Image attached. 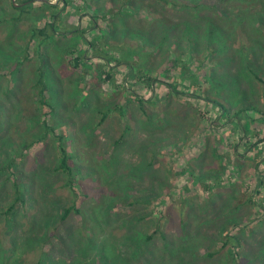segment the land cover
<instances>
[{"label": "rangeland", "instance_id": "rangeland-1", "mask_svg": "<svg viewBox=\"0 0 264 264\" xmlns=\"http://www.w3.org/2000/svg\"><path fill=\"white\" fill-rule=\"evenodd\" d=\"M43 2L0 0V264H264V0Z\"/></svg>", "mask_w": 264, "mask_h": 264}, {"label": "trees", "instance_id": "trees-1", "mask_svg": "<svg viewBox=\"0 0 264 264\" xmlns=\"http://www.w3.org/2000/svg\"><path fill=\"white\" fill-rule=\"evenodd\" d=\"M33 1V0H32ZM43 1H50V0H39V2L42 4V5H44V6H47V7H52V6H48V2H43ZM62 1V0H61ZM28 3L29 2H31V1H27ZM63 3V2H62ZM65 7V6H64ZM53 8V7H52ZM66 8V7H65ZM64 8V9H65ZM21 11L22 10H24L23 8H19ZM58 15V14H57ZM57 15H55V16H53L52 17V19L54 20V19H56L55 20V23L53 24V23H50L49 24V27H51V29L53 30V32L55 33V32H58L57 31V29H56V27H57V18H56V16ZM62 16L63 15H60V18H62ZM59 19V18H58ZM16 20H18V19H16ZM46 29H43L42 31H40V33H41V36L42 37H46V39L47 38H49L50 36H48V34L46 33V31H45ZM139 40V39H138ZM132 54L133 55H136L137 56V54H138V52L136 51H133L132 52ZM102 59H104V60H106V62L107 63H109V64H111V61H112V59L111 58H109V57H101ZM85 60V59H84ZM125 61V59H119L118 61L116 60V62H117V64L118 65H120V67H126V68H128L129 69V72L133 75V76H135L136 75V77H138V78H141V77H139V72H140V67L138 66H135V65H133V64H127L126 62H124ZM81 66V64H80V60L79 59H76L75 60V66H74V69H78L79 67ZM117 66V65H116ZM40 77H42V79L44 78V72L42 71V68L40 69ZM143 74V73H142ZM145 74V73H144ZM132 76V77H133ZM145 81H147V82H149V81H153L154 79H151V77L150 76H147L146 74H145ZM142 80H144V79H142ZM171 86V85H170ZM176 89H177V87L175 88V92H177L176 91ZM174 92V93H175ZM192 96V98L193 97H195V96H197V95H194V94H191ZM198 98H199V96H198ZM143 98H141V99H138V101H139V104H141V106H142V109H143ZM207 101H210L209 99H207ZM211 103H213L215 106H217V107H220L221 108V110L222 111H225L226 110V108L221 104V103H219L218 101H210ZM40 104L41 105H43L44 107H48V108H50V110H49V112H53L54 111V108L51 106V104L48 102V100H47V98H46V95L44 94V92L42 91V93H41V101H40ZM249 110H254V108H250V109H247V108H244V109H242L241 111H239V112H237L236 113V117L237 118H239L240 120H241V122L243 121L242 120V118H240V116L241 115H243V114H246ZM226 113H228L227 112V110H226ZM47 117L49 116V115H46ZM103 118H105V115L103 116ZM229 118V117H228ZM43 125H44V128H45V131H46V133L48 134V135H53L55 138H57L58 139V141H59V153H60V157H61V165H60V167H59V169L61 170V171H63L66 175H67V177H68V184L70 185V187H73V185H75V183H76V177H75V172H74V168H73V166H72V160H74V156H72L71 154H70V152H69V149H68V147L66 146V144H65V142H66V139H65V137L63 136V135H57L56 134V130L50 125V123L48 122V119L47 118H45L44 120H43ZM36 143H38V141H35V143L34 144H36ZM112 158V157H111ZM115 162H118L117 161V159H115ZM114 161H110V165H112V166H114V163H115ZM14 164V162H11V163H9V165H8V169H10V170H13V165ZM13 174H14V176L15 177H17V175H16V173L15 172H13ZM191 176H192V183H191V185H197L203 178H205L204 176H195L192 172H191ZM212 180H215V178L214 177H212ZM18 187V186H17ZM19 188H17V190H18ZM20 190V189H19ZM18 190V191H19ZM154 191L155 190H153L152 188H151V190H149V193H150V195H148L149 197H147V198H149V200H147V202H149L150 201V199H152L153 198V194H154ZM19 194V193H18ZM146 198V199H147ZM114 200V199H113ZM19 201H22V202H25L22 198H21V196L20 197H18L17 196V199H16V201H15V203L8 209V212H12L13 210H14V208H15V206H16V203L17 202H19ZM137 201H139L138 199L137 200H134V201H132V204H135ZM72 210H74V206H72V207H69V208H67L66 210H65V213H64V215H63V217H62V220H66V218L72 213ZM78 212H80V211H77V213ZM185 229H186V226L184 227ZM226 228V225L223 227V229H222V231H224V229ZM221 235H222V233H221ZM225 236V238L226 239H230V235H224ZM162 237H165V235L162 233ZM187 240H190L191 241V236H186L185 237ZM263 243V242H262ZM186 248H187V246H185ZM234 247V246H233ZM235 247H236V250L238 251L241 247H242V244H241V241L239 240V238H237L236 237V239H235ZM260 247H261V251H262V254H263V256H264V244H260ZM189 248H191L192 249V247L190 246ZM97 252V251H96ZM235 253H236V251H235ZM120 257V256H122L121 255V251H120V249H119V246L117 247L115 244H114V247H112V250H109V252L107 253V254H105V255H103V259H102V262H103V264H107V263H109L108 261L109 260H112V259H114V258H116V257ZM236 256L238 257L239 256V253H237L236 254ZM111 257H113V258H111ZM98 258H100V255H98ZM40 264V263H39Z\"/></svg>", "mask_w": 264, "mask_h": 264}]
</instances>
